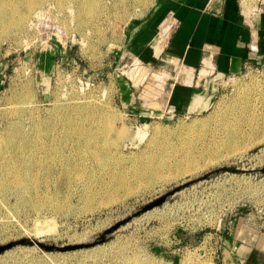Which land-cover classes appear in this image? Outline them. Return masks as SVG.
Instances as JSON below:
<instances>
[{"label": "rangeland", "instance_id": "rangeland-1", "mask_svg": "<svg viewBox=\"0 0 264 264\" xmlns=\"http://www.w3.org/2000/svg\"><path fill=\"white\" fill-rule=\"evenodd\" d=\"M45 1L39 16L0 17V246L85 244L181 189L103 243H18L0 264H264L263 253L235 248L264 238V66L203 83L210 103L181 110L170 99L180 69L136 58L128 40L155 0H101L81 14L77 0ZM236 2L246 17L264 6ZM69 105L84 109L61 132L73 112L58 108ZM50 124L59 129L47 144L8 143L16 127L18 141ZM187 156L193 168L177 164Z\"/></svg>", "mask_w": 264, "mask_h": 264}, {"label": "crops", "instance_id": "crops-1", "mask_svg": "<svg viewBox=\"0 0 264 264\" xmlns=\"http://www.w3.org/2000/svg\"><path fill=\"white\" fill-rule=\"evenodd\" d=\"M154 2L129 28L128 40L136 46V58L180 69L170 93L177 108L196 112L208 97L200 92L203 83L239 74L248 62L264 66V6L246 17L236 0ZM241 241L236 249L264 254V238L248 235Z\"/></svg>", "mask_w": 264, "mask_h": 264}, {"label": "bare ground", "instance_id": "bare-ground-1", "mask_svg": "<svg viewBox=\"0 0 264 264\" xmlns=\"http://www.w3.org/2000/svg\"><path fill=\"white\" fill-rule=\"evenodd\" d=\"M62 1L63 0H57V2L60 5H62ZM77 1L79 3V6H78L79 12H78V14H81L88 6L89 7L92 6V5L93 6H97V5L99 6L100 2H101V0H77ZM45 2H46L45 0H20V1H15V2H12V0H0V17H4V16L11 17L12 16V12H14V13L19 12V14H20V16L22 18H25L28 15V13H30V12H33L34 16H39V15L44 13L41 8H43ZM71 11H72V9H71ZM81 19L82 18H80V20ZM28 23L29 24L30 23L31 24L34 23L33 19H31ZM78 102L79 101H77L76 103H78ZM86 103H87L86 106H93L94 107L96 105L93 100H88ZM86 106H84V107H86ZM82 109H84V108L83 107H78V106H73V105H71V106L70 105L69 106H60V108H58L59 111H65V112L66 111H72L73 112V115H72L71 118H61L62 121H63V123H62L63 127L62 128L60 127L61 128V132H63L64 130H67L69 128V123L70 122H74L75 115L77 114L78 111H81ZM194 122H196V121H194ZM58 129L59 128L54 126L53 124L47 125L43 129L37 127V128H34V132H33L34 135H31L30 137L27 136L26 138L22 137L21 140L17 141L16 138L21 136V129L16 127V129L13 131V133L11 132L12 134H11V136L8 139V143L15 144L19 148H23V146H27V145L32 146L34 144H42V145L43 144H47L50 141H53V139H54L53 136H55L54 135V131L58 130ZM12 130H13V128H12ZM90 130H95V129L91 127ZM44 131L46 132V137L40 136V135H42L44 133ZM109 131H111V133H112L113 130L111 129ZM123 132H119V135L124 134ZM142 133H145V131L140 130L139 134H142ZM88 136H90V140H95L94 139L95 136H96L95 134H90ZM24 140H26V142ZM159 147L161 148L160 150L163 149L161 145H159ZM160 153L162 154V151ZM153 155L155 156V155H157V153L154 152V153L151 154V156H153ZM195 163H197V162H196L195 159H193V156L192 157H188L187 156V157L181 158V159H179L177 161V164L179 166H181L183 164H187V166H188L187 168H193ZM18 167L20 168V169H17L18 173L21 174V167L22 166L19 165ZM28 170H29V168H28ZM28 170H26V171H28ZM17 179H19L18 186H20V187L27 186L26 180L21 175H18ZM156 212H158V206L154 207L153 209H150V210L144 212L142 214V216L152 215V214H155ZM145 220H146V218H145Z\"/></svg>", "mask_w": 264, "mask_h": 264}, {"label": "water", "instance_id": "water-1", "mask_svg": "<svg viewBox=\"0 0 264 264\" xmlns=\"http://www.w3.org/2000/svg\"><path fill=\"white\" fill-rule=\"evenodd\" d=\"M215 1L218 2L221 5L224 0H215ZM230 170L234 171L236 169L235 168H230ZM259 172L261 174H264V167L260 168ZM180 189H181V186H179V187L167 192L166 194L154 199L153 201H150L149 203H147L144 206H142L139 210H137L132 216H129V217L117 222L115 225L111 226L110 228L106 229L96 239H94L91 242H88V243H85V244H79V245L60 246V245H57V244H48V243H42L40 241H33V240L24 239V240H21L20 242L14 241V242H10L8 244L1 245L0 246V253H2L3 251L15 246L18 243H28V244L36 243L41 248H43V249H45L47 251H65V250L76 249V248H81V247H91V246H94L96 244L103 243V242H105V241H107L109 239V237L112 235V233L114 231H116L123 224L127 223L133 216L141 215L142 213H144V212H146V211H148L150 209H153L154 207L162 205L170 195L176 193V191H178Z\"/></svg>", "mask_w": 264, "mask_h": 264}, {"label": "built area", "instance_id": "built-area-1", "mask_svg": "<svg viewBox=\"0 0 264 264\" xmlns=\"http://www.w3.org/2000/svg\"><path fill=\"white\" fill-rule=\"evenodd\" d=\"M248 67H250V65H249V64H247V65H246V68H248Z\"/></svg>", "mask_w": 264, "mask_h": 264}]
</instances>
